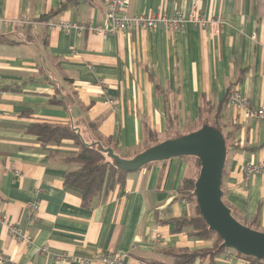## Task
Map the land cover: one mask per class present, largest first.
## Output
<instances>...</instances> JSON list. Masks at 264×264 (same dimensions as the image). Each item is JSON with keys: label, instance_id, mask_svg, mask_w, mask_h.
Masks as SVG:
<instances>
[{"label": "crops", "instance_id": "crops-1", "mask_svg": "<svg viewBox=\"0 0 264 264\" xmlns=\"http://www.w3.org/2000/svg\"><path fill=\"white\" fill-rule=\"evenodd\" d=\"M192 2L126 0L125 11L187 14ZM198 10L221 16L225 24L216 33L187 23L172 32L159 27L103 36L51 30L44 23L64 18L103 26L102 0H0V212L24 228L27 205L37 206L28 229L31 244L16 242L0 225V250L10 264H82L58 262L39 252L42 245L53 254L86 259L124 254L123 264H173L169 250L211 245L173 231L168 222L194 214L176 198L183 177L194 174L193 157L153 161L128 172L121 186L86 207L64 183L75 166L63 157L77 146L71 140L42 146L28 132L34 122L73 127L87 144L110 139L117 155L131 158L151 145L145 126L159 141L188 133L202 124L200 111L209 105V120L216 118L226 136L223 201L239 221L264 231V173L243 171L247 162L264 160V118L246 117L225 101L234 82L253 107L264 103V0H200ZM24 17L39 23L19 24ZM215 263L250 264L231 249Z\"/></svg>", "mask_w": 264, "mask_h": 264}, {"label": "trees", "instance_id": "trees-1", "mask_svg": "<svg viewBox=\"0 0 264 264\" xmlns=\"http://www.w3.org/2000/svg\"><path fill=\"white\" fill-rule=\"evenodd\" d=\"M65 5L66 2L62 3L58 10L65 7ZM48 17L49 16H44L41 19L46 20V18ZM229 84H231V82ZM210 111L211 107L209 105H204L202 107L200 113L205 118L198 128H200L203 124H209L220 130V132L222 133L216 118H214L212 121L209 120L208 114L210 113ZM167 116L169 123L168 128L172 129V117L169 115V113L167 114ZM28 132L33 134L36 139L40 141L42 146L59 145L63 140H71L72 143L77 146L78 151L76 153L68 154L63 157L64 162L75 166L74 169H71L64 174V183L66 186L78 192L83 206H90L92 200L96 196L100 195L101 193L106 194V192H108V190H110L115 184H119L120 186L123 184L128 172L121 169L116 160L111 158H109L110 160H108V154L100 148V146H102L103 148H111L113 153L116 154L114 152V147L111 144L110 139H107L106 141H99L96 144H87L82 140L77 129L68 125L51 124L47 122H34L29 124ZM183 134H176L173 135V137H177ZM222 135L226 147V136L223 133ZM144 136L148 144L153 145L157 142H160L157 139L155 132L149 126H145ZM151 145L144 147L142 150ZM119 157L125 158L122 156ZM191 157H193L194 161L197 163V165H199V160L194 156ZM149 163H147L146 165H148ZM196 177H183L176 193L177 199L182 200L193 207L194 214L171 218L168 220V222L173 223V231L184 232L187 235L194 236L203 240H211V245L209 247L199 248L195 250H188L186 248L169 250V255H171L173 258V264H188L195 259L203 258L208 259V262L206 264H216L215 258L219 257L220 255L226 256L228 250H230L221 246V238L217 235V233L209 229L208 225L202 219L198 211L195 196L193 193ZM220 187L222 188V184L220 185ZM229 209L234 218L237 219L234 211L230 207ZM239 222L250 228H253L252 223L248 224L243 221ZM233 253L235 256L248 261V263L250 264H259L260 262L264 261V259H256L252 256L242 255L235 252L234 250ZM146 261L148 262L149 260Z\"/></svg>", "mask_w": 264, "mask_h": 264}, {"label": "water", "instance_id": "water-1", "mask_svg": "<svg viewBox=\"0 0 264 264\" xmlns=\"http://www.w3.org/2000/svg\"><path fill=\"white\" fill-rule=\"evenodd\" d=\"M100 148L127 172L153 161L181 156L196 157L199 171L193 193L202 219L221 238L222 247L264 259V231L240 223L222 200L220 185L226 147L220 130L203 124L189 133L157 142L127 159L114 154L111 148Z\"/></svg>", "mask_w": 264, "mask_h": 264}, {"label": "built area", "instance_id": "built-area-1", "mask_svg": "<svg viewBox=\"0 0 264 264\" xmlns=\"http://www.w3.org/2000/svg\"><path fill=\"white\" fill-rule=\"evenodd\" d=\"M105 4V19L106 24L103 26L91 23H79L60 18L57 21L47 20L44 23L51 30H62L66 33H94L98 35H115L120 32H127L134 29L152 30L156 28H164L167 31H176L181 29L185 24L190 23L201 29H209L216 33L220 26L225 24L221 16H206L198 10L200 0H193L190 11L187 14L176 12L167 14L161 11H149L148 13L129 15L125 11L126 0H102ZM19 24H34L39 23L37 20H31L27 17L20 18L17 21ZM110 104H115V100L111 97L106 99ZM226 101L228 105L241 109L246 117L253 119L264 118V103L259 106H252L250 101L242 95L236 85L231 83L227 87ZM243 171L246 175H255L264 173V160L259 163L247 162L243 166ZM16 174H18L16 172ZM27 226L21 227L18 223L11 221L8 215L0 212V225L4 227L16 242L29 245L32 242V235L29 232V227L33 224L37 216V206L35 203L27 205ZM157 239V235L154 240ZM40 253L51 255L58 262L71 263L78 262L82 264H90L93 261H98L101 264H123L124 254L119 253H101L95 258H82L71 253L53 254L49 251L46 245L38 248ZM11 258L0 250V264H10ZM29 264V263H25ZM136 264H152L144 260H138Z\"/></svg>", "mask_w": 264, "mask_h": 264}, {"label": "rangeland", "instance_id": "rangeland-1", "mask_svg": "<svg viewBox=\"0 0 264 264\" xmlns=\"http://www.w3.org/2000/svg\"><path fill=\"white\" fill-rule=\"evenodd\" d=\"M84 134V133H83ZM84 136V135H83ZM161 138V137H160ZM186 157H190V156H186ZM107 159L108 160H110L109 159V157H107ZM198 171H199V165H197V163L195 162V171H194V174H193V176L192 177H196V175L198 174ZM231 251H233L232 249H231Z\"/></svg>", "mask_w": 264, "mask_h": 264}]
</instances>
